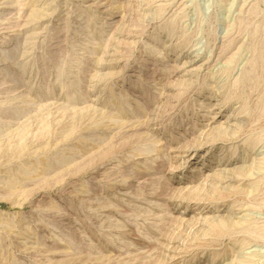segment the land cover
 <instances>
[{"label": "rangeland", "instance_id": "rangeland-1", "mask_svg": "<svg viewBox=\"0 0 264 264\" xmlns=\"http://www.w3.org/2000/svg\"><path fill=\"white\" fill-rule=\"evenodd\" d=\"M0 264H264V0H0Z\"/></svg>", "mask_w": 264, "mask_h": 264}]
</instances>
